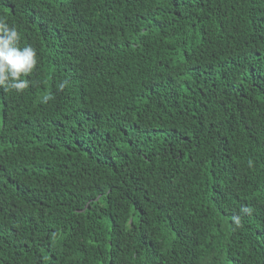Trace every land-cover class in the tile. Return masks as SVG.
Returning <instances> with one entry per match:
<instances>
[{
    "label": "trees",
    "instance_id": "1",
    "mask_svg": "<svg viewBox=\"0 0 264 264\" xmlns=\"http://www.w3.org/2000/svg\"><path fill=\"white\" fill-rule=\"evenodd\" d=\"M0 18L37 59L0 88V264H264V0Z\"/></svg>",
    "mask_w": 264,
    "mask_h": 264
},
{
    "label": "clouds",
    "instance_id": "2",
    "mask_svg": "<svg viewBox=\"0 0 264 264\" xmlns=\"http://www.w3.org/2000/svg\"><path fill=\"white\" fill-rule=\"evenodd\" d=\"M20 34L14 26H9L3 18H0V88L22 92L29 86L26 79L37 65L36 51L31 46L20 47ZM67 81H63L59 88L63 89ZM52 99L51 95H45L43 102ZM237 226L240 218L233 217Z\"/></svg>",
    "mask_w": 264,
    "mask_h": 264
}]
</instances>
